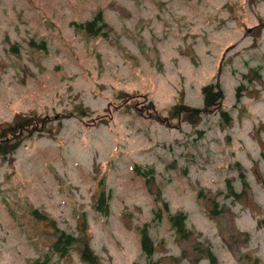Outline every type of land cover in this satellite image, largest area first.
Listing matches in <instances>:
<instances>
[{"label":"rangeland","instance_id":"rangeland-1","mask_svg":"<svg viewBox=\"0 0 264 264\" xmlns=\"http://www.w3.org/2000/svg\"><path fill=\"white\" fill-rule=\"evenodd\" d=\"M22 116L0 264H86L53 225L99 264H148L144 227L154 264H264V0H0V126Z\"/></svg>","mask_w":264,"mask_h":264},{"label":"trees","instance_id":"trees-1","mask_svg":"<svg viewBox=\"0 0 264 264\" xmlns=\"http://www.w3.org/2000/svg\"><path fill=\"white\" fill-rule=\"evenodd\" d=\"M84 28L91 31L92 27L97 25V29L103 28L106 23L102 20V16L100 12H97L95 16H93L91 21H87L84 24H81ZM96 29V30H97ZM95 31V30H94ZM240 89L239 87L237 90ZM202 92L204 95V106H213L215 105L214 100L222 98L221 92H220V84H208L204 87H202ZM186 108L183 106V109ZM194 112H197V109L194 110ZM220 114L222 116L226 115L225 111H220ZM12 125H9L7 127L0 126V139L3 137H6L7 135H15L16 133H19L21 130L27 131L30 127L31 123H29V118L22 116V120L19 122L18 120L15 121V123ZM28 134L31 133L30 131H27ZM20 144V141H15L13 144L9 146L8 149H0V154L4 155L5 153H12L14 152ZM137 174L144 177L146 180L149 179L150 174L147 175V173H152V168L150 170H141L138 166L134 167ZM152 177V176H151ZM104 201V193L102 192L99 195L98 203L102 204ZM169 220L171 222V225L175 228L177 234L184 235L185 234V223H186V215L184 214H176V215H170ZM52 229H54V234L56 236V239L51 244V250L58 251L61 254L67 253L68 250L71 248H74L75 245L82 244L81 250H80V258L82 261H84L86 264H99L98 257L93 253V251L90 248V244L88 242V239L84 236L78 237L74 236L71 233L66 232V230H62L60 228H57L53 225ZM140 246L141 251L143 255L146 257L148 264H154L151 262V256L153 255V242L148 235L146 227L141 228L140 230ZM208 259L211 261L212 264H214V256L211 254V252H208ZM131 264H140L137 262H133ZM250 264H257V259L254 260V262H251Z\"/></svg>","mask_w":264,"mask_h":264}]
</instances>
